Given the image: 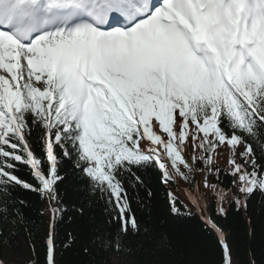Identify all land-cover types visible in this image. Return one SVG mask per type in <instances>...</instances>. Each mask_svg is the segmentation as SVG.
<instances>
[{
  "label": "snow or ice",
  "instance_id": "obj_1",
  "mask_svg": "<svg viewBox=\"0 0 264 264\" xmlns=\"http://www.w3.org/2000/svg\"><path fill=\"white\" fill-rule=\"evenodd\" d=\"M261 130L264 0H0V197L19 186L51 205L63 161H74L126 234L139 226L125 181L143 184L133 169L154 165L166 185L202 172L223 213L226 191L208 181L221 173L215 157L228 149L223 171L239 193L264 192V165L249 142L264 153ZM188 198L202 207V195ZM50 210L55 218L59 209ZM53 235L50 225L47 264ZM220 243L230 264L222 234Z\"/></svg>",
  "mask_w": 264,
  "mask_h": 264
},
{
  "label": "trees",
  "instance_id": "obj_2",
  "mask_svg": "<svg viewBox=\"0 0 264 264\" xmlns=\"http://www.w3.org/2000/svg\"><path fill=\"white\" fill-rule=\"evenodd\" d=\"M39 135L40 131L34 130L32 140L34 151L42 158ZM249 142L253 144L257 162L264 165V153L251 139ZM240 151L243 145L237 153ZM191 156L192 153L189 161ZM238 162H242L239 157ZM214 166L221 173L218 180L210 175L209 183L218 184L231 197L227 203L223 201V213L218 211L212 191L208 213L202 212L175 193L173 182L164 184L154 165L147 169L134 168L143 184L131 187L127 180L125 184L139 227L136 231L129 227L124 234L120 222L113 218L115 213L99 199V193H92L81 173L74 169V161L64 160L60 174L65 179L56 189L58 201L52 202V207L59 209L52 221L54 264H122L114 260L113 255L131 260V264H224L221 234L229 249L230 264H264V192L256 190L247 197L239 193L238 186L232 184V177L223 171L228 167V157L215 160ZM17 167L21 179L36 183L27 166ZM169 192L176 198L178 213L172 212ZM237 196L241 201L246 199V207L237 206L234 202ZM45 201L46 197L19 186L11 197H0L1 251L9 245L16 249L20 236L27 240L30 253L27 261L11 264H47L46 240L51 211L48 206L44 210ZM207 218L213 221L219 233L206 223ZM117 237L119 248L116 247Z\"/></svg>",
  "mask_w": 264,
  "mask_h": 264
},
{
  "label": "rangeland",
  "instance_id": "obj_3",
  "mask_svg": "<svg viewBox=\"0 0 264 264\" xmlns=\"http://www.w3.org/2000/svg\"><path fill=\"white\" fill-rule=\"evenodd\" d=\"M188 148L189 151H187L186 158L189 160L192 150L190 152V146ZM239 148L240 146H238V149ZM228 155H229L228 149L226 147L222 148L219 154L215 157V160L223 159L225 157H228ZM173 185H174L175 193L187 200H189L188 193H192L193 195H197V194L202 195L203 197L202 207L201 209L200 208L199 209L202 212L204 211L208 213L209 202H211L210 199L211 189L205 187L204 185V174L198 175V173H195L191 182L184 181L179 177H177V179L173 182ZM230 199L231 197L229 195H226L225 203L230 201ZM46 202L47 201H45L44 210L47 208L46 206L48 202L47 203ZM205 206L207 209L206 211L204 210ZM17 246L18 247L16 249H13L12 245H9V247L4 251H1L0 249V264H11L12 262H25L28 259H30V253L27 250V240L25 238L18 236ZM113 259L118 260L122 264H131L132 262L131 260L124 259L122 256L119 255H113Z\"/></svg>",
  "mask_w": 264,
  "mask_h": 264
}]
</instances>
